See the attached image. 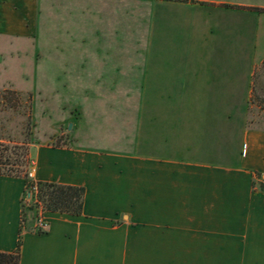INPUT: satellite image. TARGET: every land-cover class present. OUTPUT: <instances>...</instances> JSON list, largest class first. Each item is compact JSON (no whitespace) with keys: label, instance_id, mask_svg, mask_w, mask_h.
Returning <instances> with one entry per match:
<instances>
[{"label":"crops","instance_id":"0c3cea01","mask_svg":"<svg viewBox=\"0 0 264 264\" xmlns=\"http://www.w3.org/2000/svg\"><path fill=\"white\" fill-rule=\"evenodd\" d=\"M172 4L185 57L141 56ZM259 65L264 0H0V75L63 97L64 123L78 109L64 145L29 146L31 179L85 190L80 215L45 212V232H22L19 264H264V130L244 122L264 96ZM149 95L185 96V160L138 150ZM224 125L240 137L232 165L213 162ZM23 191L0 176L2 252L16 248Z\"/></svg>","mask_w":264,"mask_h":264},{"label":"rangeland","instance_id":"374dc122","mask_svg":"<svg viewBox=\"0 0 264 264\" xmlns=\"http://www.w3.org/2000/svg\"><path fill=\"white\" fill-rule=\"evenodd\" d=\"M162 8H166V11L161 12L162 16H157L160 23H156L160 29L153 33L156 37L154 41L159 43V47L142 48L140 55L183 58L185 57L183 26L185 16L182 13V5L172 4ZM257 68L258 72L264 75V66L259 65ZM8 76H17V74L1 73L0 79ZM38 83L39 81L36 80H0V139L3 141L26 142L28 146L45 143L58 146L66 143V138L63 141V136L71 133L72 122L78 116V109L74 107L69 111L72 119L67 118L64 123L61 120L63 115H68L66 113L68 110H64V107L59 105L63 97H58V101H55L52 96L39 95ZM80 98L82 97H72V100L79 101ZM225 98L227 100L223 104H226L225 106L230 110L228 113L234 115L241 108L239 104L242 97H223ZM141 101L144 110L142 119L148 120L152 115H155L156 119L150 135L147 138L142 135L138 150L143 154L164 155L185 160V96L149 95L141 97ZM247 106L244 116L246 126L264 130V96L249 97ZM217 114L227 115L224 111ZM230 120L234 122L238 119L233 116ZM165 122L168 129L163 127ZM220 130L223 132L222 138H218L215 146L221 147L222 156L213 162L232 165L239 156L237 150L241 146L240 137L229 136L232 130L228 125L220 127ZM262 185L261 176L257 173L253 189H261Z\"/></svg>","mask_w":264,"mask_h":264},{"label":"trees","instance_id":"16d2710c","mask_svg":"<svg viewBox=\"0 0 264 264\" xmlns=\"http://www.w3.org/2000/svg\"><path fill=\"white\" fill-rule=\"evenodd\" d=\"M28 151L29 146L26 142L12 143L0 139V176L19 177L24 180L16 248L12 252L0 251V264H19L22 232H45L35 226V208L74 216L80 215L83 208L84 187L34 181L28 178L30 166ZM34 186L36 192L33 191ZM30 194L31 198L35 196L34 202L25 201Z\"/></svg>","mask_w":264,"mask_h":264},{"label":"built area","instance_id":"2783aa9c","mask_svg":"<svg viewBox=\"0 0 264 264\" xmlns=\"http://www.w3.org/2000/svg\"><path fill=\"white\" fill-rule=\"evenodd\" d=\"M28 178L31 179V172L28 170L27 172ZM33 191L36 192L35 186L33 187ZM25 201L27 202H34L35 201V196L31 198V194L29 195V198H25ZM35 213H36V221H35V226L39 228L41 231H46L48 227V223L44 220L43 215L45 211H43L41 208H35Z\"/></svg>","mask_w":264,"mask_h":264}]
</instances>
